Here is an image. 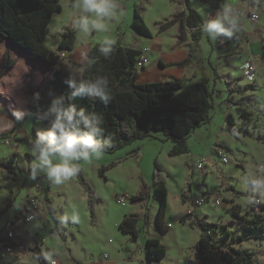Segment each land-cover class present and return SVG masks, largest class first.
<instances>
[{"label":"rangeland","instance_id":"rangeland-1","mask_svg":"<svg viewBox=\"0 0 264 264\" xmlns=\"http://www.w3.org/2000/svg\"><path fill=\"white\" fill-rule=\"evenodd\" d=\"M59 2L61 4V14H56L53 19L50 20L48 33L44 38V43L48 47H54V49L58 41V31L61 30L65 23L69 24L70 16L73 11V8H70L73 4L70 0H60ZM121 4L125 5L127 9V13L125 12V19L124 16H120V18L115 20L106 21L108 30L106 32L94 31L95 38L93 37V40L97 42L111 39L115 42L119 40L121 44H133L136 37H141V41H148L147 37L140 36L130 27L133 14L132 6L136 4L137 7L141 9L142 14L144 12L143 10L146 9V25L155 35L159 30L157 28L158 23L171 16L173 10H178L181 5L179 0H153L151 4H148L146 0H121ZM257 7L260 10L261 17L257 21L249 19L247 26L251 29L252 27L253 29H257L259 24L264 25V0H262ZM119 21H121L122 25L118 27V38L116 40L115 31H111L113 28L115 29V23ZM74 31L76 34V30ZM177 32L178 28L173 26L163 30L161 34L166 39H175ZM201 33L202 36L200 40H198V44L193 52L195 61H198V65H194V67H196L195 71L197 73L207 75L208 86L213 90L214 99L213 106L209 111L211 116L210 121L196 128L187 137L186 143L188 151L178 156H169L168 151L173 146L172 140L167 138L162 131H151L149 135H144L119 148L104 150L99 159L93 157L90 161L79 162L81 171L93 190V195L100 198V201L93 205L95 207V214L96 207L98 209L100 208V211L102 209L103 212H108V209H111L112 213H114L113 215H115L116 211L127 210L131 202L127 198L124 204H120L116 199L117 195L114 201L112 198L114 190L118 189L122 192H132L135 190L137 175L141 176L145 184V191L149 193L147 196L149 205L147 212L150 222L146 225L143 224V229L139 228L140 239L143 241L145 240L144 234L149 235V233H157V236L160 237L161 244L166 250V255L163 260L164 263L167 264L175 263V257H178L179 264H187V261H191V259L194 261L192 253L196 230L189 228L187 225L185 226L178 220L179 216L185 212L186 203L191 204V199L193 197L201 195L202 192H207L210 196L209 201L202 205L204 209L203 212L205 213L204 215H199V221L205 223V225L217 223L216 226L208 227L207 231L221 242L231 241L233 243L243 232L240 228L242 221H238V219L233 216L230 210L231 205H238L240 208L239 215H243L244 217H250L249 215L253 212L259 211V207L256 204L246 203L250 189L245 188L244 180H242L241 177L243 176L242 173L245 175H248L250 172L252 173L256 164L258 166L264 165V122L262 113L258 112L255 115L250 113L249 120L246 122L248 134H243L241 131H235L229 128L224 106L221 104L220 99L217 98L220 97V92L224 93V97H227L226 106L232 107L233 109L232 112L228 111L227 113H233V120L236 123H240L241 119L236 111L237 100L233 99V96L230 94L232 91L230 83H228L229 77H222L223 85L218 79L217 83L213 82V78L210 76L212 73L209 70L207 62L210 53V43L203 30ZM243 35H245L244 39H248L247 34ZM85 36L86 34L78 32L79 38ZM6 49L9 51L10 56L15 59V63L11 68L5 70L0 77V131L9 126V123L5 120V115L10 117L13 114L10 115L8 112L16 110L17 108H23L26 112L28 111L27 104L25 103L27 102V99H25L27 85L29 83L37 85L45 79L43 70H41L42 68H38L39 65L37 63L33 60H29L21 49L6 40L0 41V67L2 66L3 55ZM238 56L240 57L242 54ZM235 57L231 59L233 64L231 68L233 69L237 67L236 65L234 67V64H238V58L235 59ZM258 67L264 70V60L258 61ZM234 74L233 83L245 79L242 72L239 73L236 70ZM258 81L261 88L260 91H262L261 101L264 103V84L262 80ZM222 86L224 88H221ZM221 89L223 91H221ZM252 103L254 105L253 100ZM261 109L264 110V104L261 105ZM251 110L256 112L258 108L253 107ZM14 127L13 125L11 128ZM18 128L21 132H25L23 137L16 136L12 137L11 140L6 138L9 141V143H6L7 145L0 141V158L7 159L14 154L13 169L16 176V179L13 181L1 178L2 176L0 175V207L5 206L8 200L15 202V205L26 202L28 191L32 192L30 196H37L41 183H43L41 188L43 189L42 196L44 198L47 187V181L43 175L38 176L35 180L29 178L30 164L34 160V156L30 150V142L35 136L32 116L29 112L25 115L24 120L18 121ZM6 139H4V142ZM217 142H220V144H217ZM218 147H223L228 152L232 160L231 163L233 164L229 165L219 162V158L215 153ZM202 158L206 159L203 170L210 169L211 173L207 181H204V174L195 170V176L198 177L193 179L191 183L192 187L189 191L186 187V183L187 180L191 178L189 176L190 168H192V165H194L197 160ZM186 161L188 163H185ZM155 162L161 167L159 174L165 181L167 187L166 220L170 222L171 227L165 231V233L160 231L155 224L160 205L159 197L154 192L152 184ZM237 162H239V165H236ZM120 166H123L124 169ZM101 167H106L103 175L99 174V168ZM223 169H225L227 174L234 176L238 180V187L243 191V193L237 195L236 202L233 200V203H228L226 201L227 199L223 197L225 193L218 190L222 182L219 180V176ZM5 170L6 169L0 167V171L8 173V171ZM256 174H258L257 170ZM36 183L39 184L38 188L35 187ZM76 183L69 179L59 186L53 184L55 191L61 192V190H63L68 195L70 215L72 216L73 212H75L79 216L78 222H75L77 229L71 227L66 230L67 247L71 250L73 255L83 259L89 254L100 257L103 252L107 253L108 258H114L115 251H112L110 244L108 245L106 240L111 238V240L118 245V240L122 237L119 234V230L116 228L118 231L116 230L115 236L113 230L109 228H106L105 231L100 230L90 223L91 216L87 208L88 200L86 209L84 207V197H86V199L88 198L87 192L82 188L79 182ZM183 191L185 192L182 193ZM120 194L123 193L120 192L118 195ZM48 197L51 199L50 191L48 192ZM57 197H59L57 193L52 195L54 201L57 200ZM213 197H219L221 204L215 205L213 203ZM184 198L185 201H183ZM225 203L230 204L229 208H225ZM131 207L134 208L135 206ZM27 224L31 225L32 223L28 222ZM15 228L20 232V226L15 225ZM226 230L229 231V235L225 233ZM55 238L59 245L62 241L61 236L57 235ZM241 243L243 246L253 248L255 252L261 250L259 240H256L253 236H245ZM234 244L236 247L240 245V243L236 241ZM56 254L63 262L73 264V262L69 260V256H66L64 247H60V250L56 251ZM29 264L35 263L31 260ZM189 264H195V262Z\"/></svg>","mask_w":264,"mask_h":264},{"label":"trees","instance_id":"trees-1","mask_svg":"<svg viewBox=\"0 0 264 264\" xmlns=\"http://www.w3.org/2000/svg\"><path fill=\"white\" fill-rule=\"evenodd\" d=\"M60 0H0V41L8 40L12 45L23 50L28 55L29 60L40 63L48 76L43 82L27 85V107L32 116L34 135L38 130L45 129L46 121L38 119V116L47 109L50 103L49 92L56 95H66L70 90L64 83L69 75L78 79H93L96 76H104L109 81L111 100L104 104L99 98H78L74 101L77 107H85L88 111L101 115L103 119L104 140L107 141L105 150L116 149L133 140L149 135L151 131H162L163 134L172 140L173 146L168 151L169 156H176L186 153L188 146L187 137L198 127L211 119L210 109L213 106V90L208 86V78L183 79L167 78L158 81L137 82V71L135 62L142 53L140 49L125 46L119 40L114 44V51L110 56L105 57L99 51L103 41L94 44L88 52L87 60L90 66L82 65V72L79 76L68 73L61 67H57L60 59L59 54L74 48L76 34L73 29L65 27L59 35V40L54 50L45 43L44 38L48 33V25L52 16L61 11ZM73 3L75 0H70ZM203 5L212 8H220L225 4V0H195ZM252 8L257 7L262 0H246ZM184 4L185 9L177 10L168 18L158 23L159 31H163L174 24L179 26L177 43L185 41L188 37V56L193 54L194 45L198 44L201 37L202 25L204 21L201 13L195 9L189 0H179ZM130 27L139 35L151 37L152 33L147 27L141 9L134 6ZM189 57L173 65H183L189 62ZM15 59L6 49L3 55L2 66L0 67V77L4 71L11 68ZM160 65L164 66L160 62ZM250 89H254L250 85ZM39 93V99H34L33 94ZM253 100V99H252ZM236 111L241 119L236 123L230 113L227 114V124L235 131L248 134L246 122L249 120L250 112L245 108L237 106ZM15 128V127H14ZM14 128L0 132V140L10 137ZM12 154L7 159H0V167L9 173L14 171ZM106 167L99 168V174L103 175ZM160 165L155 162L153 172V188L159 197V209L155 220L160 231L165 232L167 227L163 218L167 209V188L160 176ZM77 181L88 195V210L91 222L95 221L94 203H98L100 198L93 195L90 184L86 181L82 171L76 175ZM145 184L142 181L138 191L130 196L131 203H142L144 210L142 214L126 215L119 222V229L132 238L136 239L139 234L138 223H149L147 209L149 207L145 191ZM248 195L252 193L251 188ZM49 185L47 184L44 193V207L49 216L54 220L56 233L60 232L59 225L61 219L54 213L48 197ZM233 203V200H226ZM259 208L250 217L239 215L240 208L233 204L230 207L233 216L238 221H242V235L235 240L241 243L245 236L254 234V238L264 239V202L254 203ZM247 212V211H246ZM1 213V210H0ZM194 208L187 211L181 218V222H187L191 227H197L200 231L198 239L193 245V259L195 264H259L255 259V252L249 249H240L231 241L221 242L215 239L207 231L210 226L217 223L205 225L194 218ZM229 235V231L225 232ZM61 234V233H59ZM63 236V235H62ZM15 244V243H14ZM16 245V244H15ZM34 257H40L39 262L45 264V256L32 249ZM146 258L140 264H161L165 257L166 250L158 237L145 238Z\"/></svg>","mask_w":264,"mask_h":264},{"label":"crops","instance_id":"crops-1","mask_svg":"<svg viewBox=\"0 0 264 264\" xmlns=\"http://www.w3.org/2000/svg\"><path fill=\"white\" fill-rule=\"evenodd\" d=\"M146 1L148 4L149 3L151 4L153 2V0H146ZM77 2L78 0H75L70 8H73V6ZM120 3H121V0H120ZM189 3L201 13L203 20L207 18H211L215 14V12L219 9V8L208 7L195 0H189ZM226 3L232 4L237 9L242 8L245 10L248 9L249 11H252V12L253 11L257 12L259 13V19L261 17L259 8L258 7L252 8L251 6L247 4L246 0H225V4ZM135 5L132 6L133 9ZM122 6L124 9L123 16L125 19L127 9L125 8V5L122 4ZM182 9H185L184 4H181L178 10H182ZM143 11H144L143 17L146 23V9H144ZM175 11L177 10L176 9L173 10V12ZM132 13H133V10H132ZM56 14L57 15L61 14V11L55 13L51 19H53V17ZM248 23H249V18L247 16L242 17L237 28L233 30V36L230 38L221 36L213 40L209 38L206 34L207 39L210 43V53H209L207 62L209 65V70L212 73L210 76L213 78V82L217 83V79H218V81L223 85L222 77H229L228 83H230V87L232 91L230 94L233 96V99L237 100L236 106L243 107L254 115L257 114L258 112L262 113V117H263L262 119L264 122V110L261 109V105H263L264 103L261 101L262 91H260L261 88L259 86V81H258V80H262V83L264 84V70L258 67V61L264 60V55H263L264 53V44H263L264 25L259 24L257 27V29L259 30H257L256 28L253 29L252 27L251 29L249 26H247ZM121 25H122L121 21L115 23V29L113 28L111 31V32L115 31L116 40L118 38V27H121ZM173 26L178 28V32L175 36V39L164 38L161 34L163 31L160 32L157 29L158 31H157V34L155 35L153 31L150 30L152 35L151 37H147L148 41H141L142 40L141 37H136L133 44H123L125 46H130L133 48L140 49L142 52L144 51V49L150 48L149 51L146 52L147 63H145V65L142 68H136V71L138 74L137 82L158 81V80H163L167 78L198 79L204 76H206L207 78V75L200 74L195 71L196 67H194V65H198V61H195V56L193 54L190 57L188 56L189 43H192L191 38L188 37L185 41H182L181 43L178 44L176 41L179 35V26L178 24H174ZM65 27L74 29L71 16H70L69 24L65 23L63 27L61 28V30L58 31V40H59V35L61 34L63 28ZM243 34H247L248 39H244L245 35ZM94 36H95V33L94 31H92L89 34H86L85 37L79 38L78 31H76V39H75L74 48L72 50L64 52V57L59 59L57 67H61L64 70H66L68 73L79 76L82 72V65L84 64L83 63L84 57L88 56V52L91 49V47L100 41H104V40H100L96 42L95 40H93ZM195 47L196 45H194V50H195ZM49 48L54 50V47H49ZM24 54L28 57L26 52H24ZM241 54L242 56L239 57L238 55H241ZM188 57H189V62L186 64H183V65H173L172 64V63H176V62L178 63V62L184 61ZM233 57H235V59L238 58V64H234V67L235 65L237 67H235L234 69L231 68V66L233 65L231 59ZM247 60L252 61L257 70L256 78L253 81H250L246 76L243 75V72H242V65ZM160 62L163 63L164 66L160 65ZM35 63L39 65L38 68L40 67L42 68L41 70H43L44 77L46 78L48 76V71L44 70V67L40 63L38 62H35ZM236 70L239 73L242 72V75L243 77H245V79H241L233 83L232 80L235 77L234 72H236ZM250 85H253L254 89H250L249 88ZM221 88H224V87L222 86ZM221 91L223 90L221 89ZM25 92H26L25 99H28L27 91ZM217 99H220L221 104L224 106V111H225L226 116L228 114L227 113L228 111L230 112L233 111L232 107L226 106L227 97L226 98L224 97V93L220 92V97ZM252 99H253L254 105L252 103ZM253 107L258 108V111L256 110V112H254L253 110H251V108L253 109ZM13 111L8 112V113L11 115L13 114ZM28 112L29 110L27 111V113ZM231 115L234 116L233 113H231ZM5 116H6L5 120L6 122L9 123V126L3 129L2 131L10 129L13 125L15 126L14 131L11 133L10 137L8 138L11 140L12 137H16V136L23 137L25 132L24 133L21 132V130L18 128V121L15 119V117L13 115H11L10 117L7 115ZM0 141L6 144L4 142V139ZM217 144H220V142H217ZM185 163H188V162L186 161ZM231 164L233 163H229V165ZM236 165H239V162H237ZM256 165H255V169H253L252 171V173H255V174H256V170L258 166ZM120 167L124 169L123 166H120ZM195 170L196 169L192 165V168H190V171H189V176L191 178L187 180V183H186V187L189 191L191 190V187H192L191 183L193 179H195V177H198V176H195L196 174ZM201 172L202 174H204V177H205L204 181H207L209 174L211 173V170L202 169ZM0 175L2 176L1 178H4V179L13 180V181L16 179L15 172L6 173L4 171H0ZM242 175L243 176L241 177V179L244 180V177L246 175L244 173H242ZM70 180H72L75 183L78 182L76 176L72 177ZM219 180L222 182L220 183L218 190L223 191L225 193V196L223 197H225L227 200L232 199L234 200V202H236L237 195L243 193V191L240 190L238 187V180L234 176L227 174L225 169L221 171ZM46 181H47V184L49 185L48 192L50 191V198H51L50 202L54 209V213L61 219V222L59 225V229H60L59 233L61 234L56 233L54 220L49 216V214L46 212V209L44 207V198L42 196L43 189L41 188L43 183H41L40 190L37 192L38 203H37L36 208L31 209V207H29L27 204L29 196L30 194H32V192H29V191H28V197H27L26 202L21 203L19 205H15L14 204L15 202L8 200L5 203V206L0 207V210H1L0 239L3 238V236L6 234L7 231H13L14 233L13 239L15 241L14 243L17 246H22L24 248L23 251H15L12 254H9L4 259H0V264H29L31 260L34 261L35 264H37V261L32 254L33 248L44 256H46L48 253H52L53 258L57 260L58 264H67L66 262H63L62 260H60L58 255L56 254V251H59L60 247H64L66 256H69V260H71L73 264H140V262L145 260L146 258L145 240L143 241L142 239H140L141 236L139 234H138V237L134 239L132 238L130 234L122 232L118 227L119 222L126 215L135 214V213L142 214L144 210V206L142 203H131L130 207L127 210L116 211L115 215H113L114 213H112L111 209H108V212H103L102 209L100 211V208L98 209L96 207L95 221L91 222L90 220V223L98 227L100 230L105 231L106 228L113 230L115 236H116V230L118 229L120 232L119 234L122 237H120L121 239L118 240L119 241L118 245L117 243L113 242L111 238H108L106 240V243L108 245L110 244L112 251L113 250L115 251V255L113 254L114 258H108L107 253L103 252L100 257H95L92 254L91 255L89 254L83 259L76 255H73L71 250L67 247V240H66L67 228L72 227L74 229H77L76 223L70 219L71 215L69 211L70 210L69 197L63 190H61V192L55 191L53 188V184L50 183L47 179ZM141 182H142L141 176L137 175V180L135 183V190H133L132 192H129V193L124 192V191L122 192L121 190L115 189L113 193V197H112L113 200L115 201L116 195H118L120 192L123 193V195H126L127 198L128 196L136 193L140 187ZM76 186H77V183H76ZM165 186H166V183H165ZM184 192L185 191H183L182 193ZM54 193H57V195L59 196L57 197L56 201H54L52 198V195ZM258 198H260L261 202H264V197L258 196ZM183 201H185V198L183 199ZM86 206H87V199L86 197H84L85 209H86ZM131 206H135V207L132 208ZM229 206L230 204L225 203L226 209L229 208ZM25 207L28 208L30 211H32L34 214L33 219L30 221H24V219L22 218V214L24 213ZM189 208H190V204L186 203V209H185L184 214L188 211ZM203 211L204 209L202 208V206H198L194 208V212H195L194 218H196L195 220L197 221L200 220L199 215L201 214L204 215L205 212ZM166 213H167V209H166V212L163 218L164 224L167 227L166 229L167 231L171 226H170V222H167L166 220L167 219ZM184 214H181L179 216L178 218L179 221H180V218ZM141 221H140L141 225L138 223V227L140 229H143V222ZM28 222L29 223L31 222L32 224L29 225L27 224ZM181 223L184 224L185 226L187 225L191 229L196 230V237H195V242H196V240L198 239L199 233H200L199 229L197 227L189 226L187 222H181ZM15 225L20 226V232L16 230ZM57 235L61 236L62 238V241L60 242L59 245L55 238V236ZM144 235H145V238L146 237H158L157 233L156 234L149 233V235L147 234H144ZM251 236L254 237V234L252 233ZM42 239H44V242H42ZM255 239L259 240L260 242L259 245L261 246V250H259L258 252H255V250L251 247L243 246L242 243H240L238 248L249 249V250L254 251L256 254L255 259L258 261V263L264 264V239H260V238H255ZM57 247L59 250L57 249ZM163 259L161 260V264H167V263H164ZM174 261L175 263H171V264H179L178 257L177 258L175 257ZM192 262L194 263V261ZM39 264H42V263L39 262Z\"/></svg>","mask_w":264,"mask_h":264},{"label":"clouds","instance_id":"clouds-1","mask_svg":"<svg viewBox=\"0 0 264 264\" xmlns=\"http://www.w3.org/2000/svg\"><path fill=\"white\" fill-rule=\"evenodd\" d=\"M124 15L120 0H78L71 13L73 28L81 33L92 31L106 32V21L115 20ZM244 13L230 3L223 4L211 18H207L202 30L213 40L218 37H232ZM115 41L104 40L99 51L105 57L114 51ZM85 67L90 61L84 57ZM70 90L66 95L49 92V106L38 116L48 126L38 130L31 139L30 150L34 160L30 164L29 178L35 180L43 175L50 183L62 185L80 171V161L99 159L107 141L104 140L103 119L101 115L88 111L85 107H77L74 103L78 98H99L104 104L111 100L109 81L104 76L93 79H78L71 75L64 80ZM39 99V93L33 94ZM26 103V102H25ZM28 113L23 108L13 111L17 121H22ZM245 188H251L255 196L264 197V168L259 174L249 173L244 177ZM247 204L254 203V196L249 195ZM32 219V217H29ZM70 219L78 222L79 216L73 212ZM39 264L40 257H35ZM45 259L55 264L53 254L48 253Z\"/></svg>","mask_w":264,"mask_h":264},{"label":"built area","instance_id":"built-area-1","mask_svg":"<svg viewBox=\"0 0 264 264\" xmlns=\"http://www.w3.org/2000/svg\"><path fill=\"white\" fill-rule=\"evenodd\" d=\"M240 11H242L244 13V16H247L249 19L253 20V21H257L259 20V14L257 12H252L249 11L248 9H242V8H238ZM243 16V17H244ZM150 48H146L144 49V51L137 57L136 62H135V67L136 68H142L145 63H147V57H146V52L149 51ZM64 52H60L59 57L63 58L64 57ZM242 72L243 75L246 76L250 81H253L256 78V67L254 65V63L250 60H247L243 63L242 65ZM5 143H9L8 139L5 140ZM216 155L219 158V162H221L222 164H229L232 162L230 155L228 154V152L223 148V147H218L215 150ZM206 159L202 158L199 159L195 162V164L193 165L194 168L196 170H198L199 172L202 171L204 163H205ZM264 168V165H259L257 167V172L259 174L260 169ZM36 188L39 187V184L36 183L35 185ZM117 201L120 204H124V202L127 200L126 195L120 194L117 195ZM210 199V196L208 195L207 192H202L201 195H197L195 197H193L191 199V204H190V208L188 209V211H190L191 209L198 207V206H202L205 202H208ZM213 203L215 205H220L221 201L219 197H213ZM261 202V200L259 198H255L254 197V203H258ZM253 203V204H254ZM28 206L31 207V209H34L37 207V196L36 195H31L29 196L28 199ZM29 217H34V214L32 211H30L28 208H24V213L22 214V218L24 219V221H30L32 219H29ZM14 233L13 231H7L6 234L3 236L2 239H0V259H4L5 257H7L9 254H12L15 251H23L24 248L22 246H16L14 244V239H13ZM42 242H44V239H42ZM33 251V250H32ZM37 253H39L36 250ZM106 255V254H104ZM54 259V258H53ZM55 260V264H58L57 260ZM193 260L191 259V261H187V263H191ZM45 264H49V261H45Z\"/></svg>","mask_w":264,"mask_h":264},{"label":"water","instance_id":"water-1","mask_svg":"<svg viewBox=\"0 0 264 264\" xmlns=\"http://www.w3.org/2000/svg\"><path fill=\"white\" fill-rule=\"evenodd\" d=\"M9 42V41H8ZM23 51V50H22Z\"/></svg>","mask_w":264,"mask_h":264},{"label":"bare ground","instance_id":"bare-ground-1","mask_svg":"<svg viewBox=\"0 0 264 264\" xmlns=\"http://www.w3.org/2000/svg\"><path fill=\"white\" fill-rule=\"evenodd\" d=\"M17 246V245H16Z\"/></svg>","mask_w":264,"mask_h":264}]
</instances>
